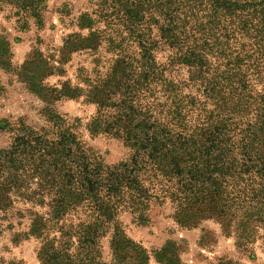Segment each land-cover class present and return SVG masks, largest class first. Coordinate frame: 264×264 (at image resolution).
<instances>
[{"label": "trees", "instance_id": "1", "mask_svg": "<svg viewBox=\"0 0 264 264\" xmlns=\"http://www.w3.org/2000/svg\"><path fill=\"white\" fill-rule=\"evenodd\" d=\"M5 5L19 28L31 21L43 28L47 0H0V12ZM69 24L80 31L66 34L57 59L33 49L18 66L0 36V68L46 104L40 129L23 117L0 118V133L10 135L0 145V215L16 199L49 208L48 216L29 211L30 229L14 241L40 239V264H82L96 261L84 253L110 234L111 261L99 256L96 264H129L132 253L147 264L150 253L120 219L129 213L146 225L152 207L169 204L181 227L214 220L254 256L264 239V0H102ZM101 44L116 56L106 70L95 58L90 70L78 69L80 84L46 82L66 73L73 53ZM181 67L185 80L173 77ZM187 85L197 93L185 92ZM80 99L96 107L89 133L119 139L127 158L107 165L53 108ZM78 209L87 219L74 222ZM179 247L168 241L154 257L182 264Z\"/></svg>", "mask_w": 264, "mask_h": 264}, {"label": "rangeland", "instance_id": "2", "mask_svg": "<svg viewBox=\"0 0 264 264\" xmlns=\"http://www.w3.org/2000/svg\"><path fill=\"white\" fill-rule=\"evenodd\" d=\"M102 0H47V11L44 15V26L38 28L31 21L27 29H21L12 17L15 11L10 5L3 6L0 12V36H4L8 42L9 50L12 53L11 62L20 65L33 49H39L49 58L57 59L58 48L62 45L63 39L68 33L80 31L75 23L83 12H92L98 8ZM64 7L66 17L62 16L61 8ZM104 30L102 24L98 25ZM85 34L86 30L83 31ZM3 47V45H0ZM8 49L7 44L4 46ZM169 53L162 51L159 58L164 62ZM115 54L107 50L106 44L99 45L96 49L80 50L72 54L70 61L64 65L66 73L61 76H52L46 79L50 85L58 81L71 79L72 83L80 84L76 78L80 67L91 69L93 60L101 58L103 67L107 69L110 60ZM213 65H219L218 61L211 60ZM173 77L185 80L188 76V69L177 68ZM0 118L17 120L19 117L40 129L46 126L47 119L44 117L43 109L46 104L35 95L18 76L4 71L0 68ZM184 91L189 94L197 93V88L189 86ZM158 91L160 89L158 88ZM160 93V92H159ZM161 96V94H160ZM62 114L71 125L72 129L80 137V140L90 150L100 156L107 165H114L129 156V148L122 141L109 135L99 134L92 136L86 128V123L95 113V105L80 100H64L53 106ZM75 119H78L77 121ZM10 135L7 132L0 133V145L8 144ZM32 211L36 215H49V208L42 204L27 202L16 199L12 208L6 212L7 216L0 215V226L3 231L0 235V264H40L37 252L41 240L30 236L19 241H14V234L28 232L32 223ZM79 212L70 214L69 218L74 222L87 219L79 209ZM68 218V219H69ZM120 221L124 225L126 235L134 242L142 245L148 253L150 260L147 264H163L154 257L155 252L168 241H176L179 244V257L182 264H222L224 260L232 259L239 264H264V242L259 238L253 247V255L250 252H243L237 247L233 236H226L219 223L214 220L203 221L198 227L185 228L178 225L171 218L170 205L154 206L150 212V222L146 225H137L132 220V215L124 214ZM53 234V233H52ZM53 237V236H52ZM111 236L103 237L100 241L101 248L96 244L89 248L87 257L96 258L95 262L82 264H96L99 256L106 262L111 261ZM135 258V254H131ZM129 259V264H139L141 261ZM80 264V263H79Z\"/></svg>", "mask_w": 264, "mask_h": 264}]
</instances>
